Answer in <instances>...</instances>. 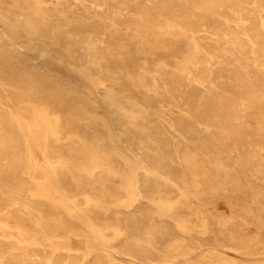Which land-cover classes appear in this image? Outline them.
<instances>
[{"label": "bare ground", "instance_id": "1", "mask_svg": "<svg viewBox=\"0 0 264 264\" xmlns=\"http://www.w3.org/2000/svg\"><path fill=\"white\" fill-rule=\"evenodd\" d=\"M0 264H264V0H0Z\"/></svg>", "mask_w": 264, "mask_h": 264}, {"label": "rangeland", "instance_id": "2", "mask_svg": "<svg viewBox=\"0 0 264 264\" xmlns=\"http://www.w3.org/2000/svg\"><path fill=\"white\" fill-rule=\"evenodd\" d=\"M240 258L245 259V257H243V256H240Z\"/></svg>", "mask_w": 264, "mask_h": 264}]
</instances>
